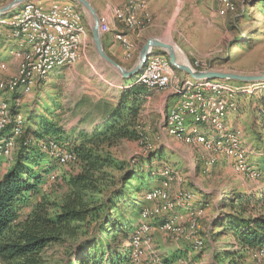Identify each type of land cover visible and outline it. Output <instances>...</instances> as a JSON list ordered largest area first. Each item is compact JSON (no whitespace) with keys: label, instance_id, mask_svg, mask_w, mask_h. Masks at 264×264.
<instances>
[{"label":"rangeland","instance_id":"374dc122","mask_svg":"<svg viewBox=\"0 0 264 264\" xmlns=\"http://www.w3.org/2000/svg\"><path fill=\"white\" fill-rule=\"evenodd\" d=\"M11 1L0 0V8ZM33 1H37V4H43L42 7L46 5L42 1H70L74 12L79 15L81 24L88 29L89 35L87 42L79 52L76 60V62L78 61L77 64H75L76 62L73 63L75 64L73 66L75 70H66L67 67H72L73 64L60 67L64 68V71L58 75L55 74L53 79L51 78L49 81L47 79L50 72L42 80L38 78L39 75H34L30 90L23 93L18 89L21 95L17 96L15 94L17 97L11 99H8V94H13L17 89L7 88V86H11L12 82L17 80L19 76L16 71L15 75L2 77V74L7 71V62H5L7 61V50L0 47V60L6 63L4 64L5 68H2L0 64V83L5 86L0 89V108L3 105L5 106L8 117L7 121L2 123L5 126V131H7L10 129L11 123H15L18 118L23 122L21 133L16 139L15 145L9 149L8 154L0 153V179L11 164L18 146L17 143H19L18 140L25 129L26 117L31 116L32 120H42V122L53 120L64 133L62 134L64 141H58L57 143L63 144L66 149L73 151L71 140L74 138L72 134L78 132L77 129L85 123L86 119L89 121L96 120L95 118L102 116L100 118L102 120L106 115L104 113L110 107L108 104H115L121 92L127 89L131 82L123 81L115 71L100 60L90 33L93 19L87 11L71 0ZM87 1L99 18L102 35L111 32V29L115 28L116 25L125 26L133 32V39H129L127 35L121 32L114 35L116 42H119L121 34L125 36L124 47H128V50L125 51L124 59L126 61H119L118 63L126 69H130L134 65L145 42L150 38H157L173 45L176 49L177 60L183 63V58H185L187 65L189 64L196 70L241 75L264 74V0ZM227 2L230 7L226 5ZM123 9H125V17L122 19L120 11ZM9 16L6 15L0 20L3 18L8 19ZM71 17L70 15V19ZM7 32L8 28L0 24V46L2 47L7 44L9 37ZM101 43L104 52L109 56L103 40H101ZM163 57L167 58L166 56ZM17 61L20 63L22 59ZM186 78L189 77H186L179 70H175L169 85L164 89L150 90L142 86L147 90V95L142 99L139 110V138L135 141H123L112 148L110 152L122 164V172L132 163L133 167L139 165L141 168L150 169L154 176L156 173L157 176L153 180L151 189L160 183L158 173L164 168H169L176 175L167 184L168 189H165L167 197L163 201L174 200L171 208H175L179 203L180 205L182 203L188 204L199 211L193 216L188 215L183 218L181 223L186 221L185 231L181 234L164 232L158 229L157 220L155 218L151 219L149 217L151 213L149 212H147L148 215H142L144 209L151 211L157 200L146 201L143 198L140 210L128 207L123 215V220L129 223L133 231L138 226L149 229L150 242L147 248L146 260L157 256L167 264H221L224 261L222 253L231 249H238L234 245L235 241L232 235L222 231L217 223V219H224V216L230 211L225 208L230 194L236 192L245 195V197L251 195L259 197V194L264 190V183L249 175L243 161L245 155L247 162L258 169L257 163L260 156L264 154V141L262 142L264 133L261 129L253 126L252 108L248 98L249 95L258 96L261 94L264 90V82L253 84L211 80L215 85L220 86V95L216 93L213 97L223 95V102L226 105L225 115L220 117V120H225L223 126L227 129L235 128L239 130L240 149L234 154L231 151L208 149L197 143H186L162 129L166 111L173 105L172 102L165 103L164 97L167 96V92H171L177 97L176 92L180 85L176 88L175 85ZM121 80L125 84L121 83ZM136 82L135 79L134 85H136ZM236 88L245 91L235 95L233 99V95L229 90L233 91ZM224 93L226 94L224 95ZM28 95L29 97H27ZM241 95L245 97H238ZM229 107L232 109L228 112ZM188 124L190 122L186 123V125ZM83 127L85 128V126ZM198 127L196 129L208 130L209 137H213V133L223 134V129L210 124L199 125ZM162 130L167 136L176 140L177 143L167 139L168 137L165 136ZM95 131L97 130L95 129L90 133L83 131V133L91 135ZM203 133L205 132L203 131ZM26 136L29 137L28 132ZM4 138L5 136L1 137V142L4 141ZM44 142L39 143V148L50 156L48 145ZM178 142L192 147L188 148ZM189 155L192 158L189 159ZM50 158L52 159V157ZM53 161L56 163V165L54 164L56 167L49 175L47 174V177H44L45 183L41 185L40 191L45 190L44 193L49 194L50 198L59 201L66 191L59 176L64 172L76 171L77 165L73 164L74 160L65 165H58L56 160L53 159ZM110 172L112 175L118 173L117 171ZM262 175L264 174L262 173ZM52 176H57V178L53 181ZM200 198L202 202H199ZM145 202L151 203V205L147 206ZM197 202H199L198 205H196ZM255 209L260 210V208ZM255 209L249 207L246 211L248 214H254ZM26 211L28 209L23 212ZM148 223L151 227H148ZM194 230L205 237L201 248H195L193 246L194 240L191 238L194 236H188L191 233L194 234ZM154 238L160 241L162 246L153 247ZM181 238H185L189 242ZM182 242L187 243L192 252L184 257L176 254L178 252L177 246ZM75 247L76 245H74L72 251ZM69 248H71L69 243L47 248L43 253L46 264H78L79 256L76 255V250L75 253L72 252L68 255ZM114 249L115 247L111 244L106 248L101 247L100 250H94V253L100 255L103 252L107 256L108 252L114 251ZM145 250L146 247L143 246V251L145 252ZM256 253L257 250L244 252V263L264 264V259ZM130 254L131 250L130 253L128 252V256ZM0 264H3L1 260ZM130 264L132 263L130 262Z\"/></svg>","mask_w":264,"mask_h":264},{"label":"trees","instance_id":"16d2710c","mask_svg":"<svg viewBox=\"0 0 264 264\" xmlns=\"http://www.w3.org/2000/svg\"><path fill=\"white\" fill-rule=\"evenodd\" d=\"M135 79L136 76L127 80L131 81L129 87L108 109L95 133H80L70 141L77 170L60 174L66 191L59 201L50 198L45 190L40 191L44 177L56 163L39 148V143L64 141L63 130L53 120L42 122L28 117L29 126L19 138L11 164L0 179V260L3 264H46L45 250L65 243L71 244L68 255L76 250L78 264H130L128 247L134 231L123 215L128 207L140 210L157 176L150 169L133 167L132 163L122 172V164L110 152L123 141L139 138V110L147 90L134 85ZM248 98L253 126L264 133V90ZM262 137L263 142L264 134ZM259 159L257 166L264 174V154ZM110 171L118 173L112 175ZM56 178L51 177L53 181ZM249 207L260 210L248 214ZM225 208L230 211L224 219H217L218 227L232 235L238 249L222 253L221 264H245L243 253L257 250L259 255L264 245V190L259 197L230 194ZM111 244L115 249L107 256L103 252L94 253Z\"/></svg>","mask_w":264,"mask_h":264},{"label":"bare ground","instance_id":"6f19581e","mask_svg":"<svg viewBox=\"0 0 264 264\" xmlns=\"http://www.w3.org/2000/svg\"><path fill=\"white\" fill-rule=\"evenodd\" d=\"M42 3H63L62 5L68 7V13H70L72 16V21L69 23H67L66 19H60L54 17L53 15H44V18L41 19V26L46 27V29H65L60 32L55 41V52H62V57H41V62L39 64L37 57L40 56V50L43 47V33L34 32V35H32L31 32L20 31L27 29L29 25L36 22V13L29 12L34 8H42L43 4H37V1L26 2L8 17L9 20L6 18L0 20V24L8 28V39L17 41L18 43V48L14 49L11 55L17 60L22 59L20 63L18 61V79L14 80L11 86H7V88L13 87L17 90L20 89L23 93H26L30 90L34 75H39L38 78L42 80L44 76L48 75L47 73L51 72L55 68L70 66L75 63L78 59L79 52L87 42V37L89 35L88 29L81 24L79 15L74 12V8H72L70 1H42ZM226 5L230 7L228 2ZM67 44H73L71 47V57L70 51H63L65 45ZM183 63H186L185 58H183ZM0 64L2 68H5V62L0 60ZM156 66L160 67L161 70L164 71L165 80L161 83L160 87H158V85H147L145 81H140L148 79L149 72H153ZM173 72H175V69L170 65L167 58L161 55L153 54L148 58L144 67L136 75V85L144 86L150 90L164 89L169 85ZM4 87V84L0 83V89H3ZM219 89L220 86L215 85L213 81H194L190 78L183 79L181 81L180 88L176 92V102L170 107L168 111H166L162 124L163 129L171 133L172 136L176 137L177 139L184 140L186 143H197L205 146L208 149H215V151H231L232 153L236 154L240 149L239 130L235 128H225L223 126L225 120H220V117L225 115L226 105L223 102V95L219 96ZM244 91L245 90H237V88L233 91L229 90L231 95H233V99L235 95L243 93ZM193 92H195L194 100L199 101L195 103V110L193 114L186 115L184 117V123L175 126L176 108L183 104L185 99ZM216 93L219 94V97H213V95ZM225 94L226 93H224V95ZM231 109L232 108L229 107L228 112ZM6 111L7 110L3 105V107L0 108V142L2 136H5V138L3 139L4 141L0 143V153L4 155L8 154L9 149L15 145L16 139L19 137L23 125L22 120L18 118L15 123H11L10 129L5 131V126L2 122L7 121L8 117ZM188 122H190V124L186 125ZM206 124L223 129V134H215L212 132L214 136L209 137L208 130L203 128L196 129L199 128V125ZM173 126L175 127L173 128ZM203 131L205 133H203ZM44 143L48 145V151L50 152L49 157H52V159L56 160L58 165H65L70 163L72 160L75 162L76 155L73 151L66 149L65 145L59 144L57 141H46ZM65 155L70 156L63 158ZM243 161L247 172H249V175H251L255 180L264 183V175H262V173L257 168L255 169V167H252L247 162L245 155ZM175 175L176 173L171 171L169 168H164L160 171L158 176L160 179L159 185L153 187L144 196V200L146 201L157 200L156 205L151 211L144 209L142 215H148L147 212L151 213L149 217L151 219L155 218L157 220V228L164 232L183 234L185 231L184 227L186 222L184 221L181 223L183 218H186L188 215L193 216L199 211L188 204L182 203L181 205L179 203L175 208H171L174 200L169 199L167 201H163L167 197L165 190L168 189L167 184L171 182V179H173ZM147 225L148 227H151L149 223ZM143 227L144 226H138L136 229H134L135 235L133 236L128 247L129 253L131 250V254L129 256L130 262L132 264H167L157 256H155V258L151 257L150 260H146L150 237L148 234L149 229ZM188 236H194L191 238L194 240L193 246L195 248H201L203 246V236L200 235L197 230H194V234L191 233ZM143 246L146 247L145 252L143 251ZM135 254H137V261H134ZM259 256L264 258V245L259 252Z\"/></svg>","mask_w":264,"mask_h":264},{"label":"water","instance_id":"95a60500","mask_svg":"<svg viewBox=\"0 0 264 264\" xmlns=\"http://www.w3.org/2000/svg\"><path fill=\"white\" fill-rule=\"evenodd\" d=\"M33 0H12L6 6L0 8V18L17 10L20 6L26 2ZM78 4L82 9L87 11L93 19V24L90 26V33L93 45L96 53L100 60L115 71L118 76L123 80L136 76L140 70L144 67L148 58L153 54H160L166 56L170 65L175 69L179 70L185 76H188L194 81H211V80H223V81H234L244 83H261L264 82V74L261 75H241L235 73L216 72L210 70H196L187 63H180L177 60L176 49L173 45L165 43L157 38L148 39L145 44L141 47L136 62L130 69L122 67L119 63L111 59L102 47V36L99 31V18L96 15L95 10L89 4L87 0H71ZM157 51V53H155ZM21 138V137H20Z\"/></svg>","mask_w":264,"mask_h":264},{"label":"built area","instance_id":"2783aa9c","mask_svg":"<svg viewBox=\"0 0 264 264\" xmlns=\"http://www.w3.org/2000/svg\"><path fill=\"white\" fill-rule=\"evenodd\" d=\"M29 13H36V22L29 25L27 29L20 30V31H28L34 35V32H41L43 33V47L40 50V56L37 57L39 60V64L41 62V57H62V52H55V41L58 35L62 30L65 29H46V27L41 26V19L44 18V15H53L57 18H65L67 23L71 22L70 13H67V7H63L60 3H50L46 4L42 8H34L31 9ZM120 16L122 19L125 17V9L120 11ZM103 36V35H101ZM124 39L125 36L121 34L119 37V42H117L124 52L125 58V51L128 50V47H124ZM73 44L65 45L63 51H70L71 57V47ZM197 65V64H195ZM165 80L164 71L161 70L160 67L155 68L153 72H149L148 79L140 80L145 81L147 85H158L160 87L161 83ZM181 83H176L175 88L180 85ZM194 93L193 92L190 96L185 99V102L179 105L175 111V126L181 125L184 123V117L186 115H192L195 110V103L199 101L194 100ZM173 126V128L175 127ZM70 155H65L63 158H67ZM239 162V160H238ZM134 261H137V254H135Z\"/></svg>","mask_w":264,"mask_h":264},{"label":"crops","instance_id":"0c3cea01","mask_svg":"<svg viewBox=\"0 0 264 264\" xmlns=\"http://www.w3.org/2000/svg\"><path fill=\"white\" fill-rule=\"evenodd\" d=\"M117 32H121V33L127 35L129 37V39H133L134 38L133 37V32L130 31V29L126 28L125 26L123 27L121 25H116L115 28L111 29V32H109L107 34H104L102 36V40H103L104 45L106 47V51L109 53V56L111 58H113L117 62H119V61L120 62H122V61L125 62L126 60L124 59L123 49L121 48V46L114 39V35ZM0 47H1V49H6L7 50V61H5V62H7V71L2 74V77H10L12 75H15L16 74V71H17L18 61L16 60V58H14L11 55V51L14 50L16 47H18L17 41H13V40L7 39V44L5 46H3V47L2 46H0ZM77 62L75 64H77ZM75 64H73L72 67H67L66 70L72 71L74 69L73 66ZM63 69L64 68H56V69H54L52 72L49 73V75H48L49 78L47 80L49 81L51 78L53 79V77H54L55 74L58 75L59 73H62L64 71ZM121 83H124L125 84V82H122V80H121ZM109 85H111V84L109 83ZM15 94H17V96L18 95H21L19 93V91L17 90L13 94H8V96H7L8 99H11V98H14V97L16 98L17 96ZM27 97H29V95ZM164 101L167 104H169L171 102H172V104H174L175 101H176V97L171 92L170 93L167 92V96L164 97ZM108 105L110 107H112L114 104L113 105L108 104ZM106 113H104V115ZM100 118H95L96 120H90V121L86 119L85 120V123L84 124H81L79 126V128L77 129L78 132H75V133L72 134L73 135V138L74 139L78 138V135H79L80 131H82V133H83V131L90 133V132H93L95 129L98 130L99 125L102 123V120ZM25 120L26 121H25V129L24 130L26 131L27 130V127L29 126V124H28V118L27 117L25 118ZM228 124H230V123H228ZM83 126H85V128ZM162 129H163V127H162ZM162 132L165 134L164 130H162ZM165 136H167V135L165 134ZM167 137H168L167 139H170L171 142L173 141V142L177 143V141L174 140L173 138H171L169 136H167ZM178 143H180V142H178ZM180 144H182V143H180ZM182 145H184V146H186L188 148L189 147H192V146H187L185 144H182ZM188 158L190 159L192 157H190V155H189ZM187 189H189V188H187ZM199 202H202L201 198L199 199ZM199 202H197L196 205H198ZM145 204L147 206H150L151 205V203H146V202H145ZM153 224L156 226L155 223H153ZM181 239L186 240L185 238H181ZM186 241H188V240H186ZM156 246H162V244H161L160 241H157V239L154 238L153 239V247H156ZM177 250H178V252H176V254L177 255H181L180 257H184V256L188 255V253L189 254L192 253L191 250H190V248H189V245L187 243H185V242H182L181 244H179V246H177ZM185 252H187V254H185ZM193 255H195V254H193ZM166 256H169V255H166Z\"/></svg>","mask_w":264,"mask_h":264}]
</instances>
